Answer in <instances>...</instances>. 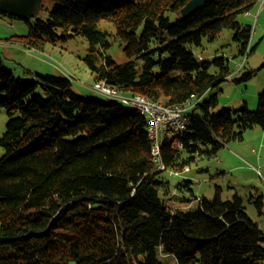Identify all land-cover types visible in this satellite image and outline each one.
Listing matches in <instances>:
<instances>
[{
  "label": "trees",
  "instance_id": "1",
  "mask_svg": "<svg viewBox=\"0 0 264 264\" xmlns=\"http://www.w3.org/2000/svg\"><path fill=\"white\" fill-rule=\"evenodd\" d=\"M188 1L51 0L47 18L37 15L16 38L41 49L82 36L94 83L164 106L198 101L185 132L161 138L159 169L136 110L81 97L63 74L15 77L0 61V112L8 118L0 134V264H162L159 253L176 264H264V230L238 195L222 200L216 187L191 211L166 204L164 172L189 171L246 130L264 128V90L254 111L215 112L216 95L199 101L232 73L226 58L206 55L205 42L231 31L243 56L251 27L238 18L258 0H208L182 18ZM114 43L122 45V63L107 54ZM190 184L174 190L193 196ZM249 198L264 215V196Z\"/></svg>",
  "mask_w": 264,
  "mask_h": 264
},
{
  "label": "rangeland",
  "instance_id": "2",
  "mask_svg": "<svg viewBox=\"0 0 264 264\" xmlns=\"http://www.w3.org/2000/svg\"><path fill=\"white\" fill-rule=\"evenodd\" d=\"M42 8L44 9L41 10ZM52 9L51 0H42L41 11L37 15L47 18L48 13ZM253 15L247 19L244 16L238 18L239 22L251 27V39L252 37L254 38L253 41H250V38L248 40L249 52L246 57L238 54L239 46L232 41L233 33L231 31L224 30L214 42H205L206 55L211 58L214 55L223 56L228 60V65L232 72L225 81H222L216 87L210 88L202 95L200 101L208 100L214 95L217 96L215 112L222 109L235 111L244 105L250 111L257 109V95L264 90V24L260 27L262 18L256 19V14ZM34 20L33 17L25 22L11 18L9 15H0V38H8L5 35L13 36V38L27 35L29 27L33 25ZM247 20L249 21L247 22ZM252 26L253 28L254 26L256 27V29L254 28V36ZM99 27L107 29L108 32L113 30L112 26L105 21L100 22ZM29 48L35 50L34 48ZM43 49L44 52L36 50L30 52L31 56L36 58L31 60L34 64L30 63L28 65L25 63L26 65L23 64L22 66L32 69L38 68L39 65L43 67L42 71H39L42 75L57 74V72L63 74L70 79L71 90L75 94L85 98L107 101L106 97L97 93L94 88L91 90L83 85L85 83L92 88L95 84L93 75L85 62V59L90 54L89 43L86 38L76 36L67 41H58L55 44L47 43ZM107 54L111 55L117 63H122L125 60L122 53V45L120 46L118 43H114L107 51ZM28 59L30 60L31 58L28 57ZM55 67L59 71H56ZM46 70H49L50 73ZM248 72L251 73V77L247 80H242V76ZM114 91L117 92L115 89ZM119 95L123 98L128 96ZM197 101L194 100L190 104H195ZM188 103L179 105L188 107L190 106ZM7 120L6 113L2 110L0 112V134L4 132ZM262 131L263 129L259 126L246 130L241 141H232L225 144L211 158H199L190 165L189 171H184V168L187 167L185 166L182 170L175 171L178 172L176 176L173 175V171H171V174L164 172L162 176L169 181V189L172 191L169 193L167 191L165 194L166 199H168L166 204L171 207H179L183 212H188L197 207L198 201L195 198L212 200L215 196V188L220 187L222 200H231L235 194L238 195L243 200L245 213L248 218L256 223L260 229L264 230V215H258L253 204L249 201L251 195L264 196V171L261 170L262 177L258 176L251 168L257 167L254 159L245 157L242 154L247 146L252 147V143L258 141ZM162 139H164V136H162ZM3 154L4 151L0 148V157ZM239 157L245 160L241 161ZM200 169L202 171H199ZM187 179L191 181L190 187L193 196L188 191L177 192L174 190V186L177 183ZM183 199H191V201L182 204L181 200ZM158 259L162 264H176L174 258L163 256L161 253L158 254Z\"/></svg>",
  "mask_w": 264,
  "mask_h": 264
},
{
  "label": "crops",
  "instance_id": "3",
  "mask_svg": "<svg viewBox=\"0 0 264 264\" xmlns=\"http://www.w3.org/2000/svg\"><path fill=\"white\" fill-rule=\"evenodd\" d=\"M253 14L254 15L256 14V19L262 18L261 24H260V27H261L262 24H264V9L263 8L259 9L258 4H257L253 10L245 13L243 16H244V18L247 19V18H250ZM248 21L249 20H247V22ZM254 28L256 29L255 26H254ZM254 28L252 26L253 36H254V30H255ZM11 35H12V32H11ZM5 36L8 38H0V61H1L2 66L5 67L10 72H12L13 75L15 74V77H18L21 79H26L28 72L32 73V74H40L39 71H42L43 67L38 65V68H32L31 69L30 67L24 68L22 65L25 63L28 65L30 63L34 64V62L31 60L36 59V58L31 56L30 52H33L35 50L39 51V52H44V49L43 48H41V49L34 48L35 50H32L29 47H27L25 44H22L21 41L17 40L16 38H13V36H8V35H5ZM253 39H254L253 37L251 39V34H250V41L251 40L253 41ZM28 57H30L31 59L29 60ZM25 60H28V61L25 62ZM8 65H10V66H8ZM55 70L59 71L57 67H55ZM46 71L49 72V70H46ZM57 74H59V73L57 72ZM40 75H42V74H40ZM83 85L87 86L88 89L92 90L90 85L85 84V83H83ZM121 94L122 95H129V94H123V93H121ZM201 98L199 99V101L201 100ZM190 103H188V104H190ZM192 105H194V104H190V106L187 107L188 112L191 111ZM262 129H263V131H262V133H260V135L258 137V141L253 142L252 147L247 146V148L244 149L243 153H242L245 157H248L250 159H254L257 167L256 168L251 167V168L260 177H262L261 170L264 171V128H262ZM239 159L241 161L245 160L242 157H239Z\"/></svg>",
  "mask_w": 264,
  "mask_h": 264
},
{
  "label": "built area",
  "instance_id": "4",
  "mask_svg": "<svg viewBox=\"0 0 264 264\" xmlns=\"http://www.w3.org/2000/svg\"><path fill=\"white\" fill-rule=\"evenodd\" d=\"M258 8H264V0H258ZM249 45L245 50L246 55L249 52ZM102 95H111L114 97L122 98L128 101V107H137L147 111L146 123L151 128V136L156 140V144L160 136L163 134L172 135V139L177 135L182 134L187 129L189 122H187L188 110L184 105L173 104L164 106L158 102L149 101L147 98H137L131 95L123 98L118 92L108 93V86L104 82H97L93 85L92 89ZM156 165L159 169H163V166L159 164V159L156 157ZM187 167L184 171H187ZM173 175H178V172H172Z\"/></svg>",
  "mask_w": 264,
  "mask_h": 264
},
{
  "label": "water",
  "instance_id": "5",
  "mask_svg": "<svg viewBox=\"0 0 264 264\" xmlns=\"http://www.w3.org/2000/svg\"><path fill=\"white\" fill-rule=\"evenodd\" d=\"M208 0H189L181 9L180 16L188 17L200 9ZM42 0H0V13L29 21L40 11Z\"/></svg>",
  "mask_w": 264,
  "mask_h": 264
},
{
  "label": "bare ground",
  "instance_id": "6",
  "mask_svg": "<svg viewBox=\"0 0 264 264\" xmlns=\"http://www.w3.org/2000/svg\"><path fill=\"white\" fill-rule=\"evenodd\" d=\"M108 93H115V91H114V89L108 87ZM104 96L107 99H113V100L119 101L121 104H123L125 106H128L127 100H124V99L118 98V97H114L111 95H104ZM131 96L137 97V98H145L142 95H131ZM130 108L136 110L139 114H141L143 116L144 119H147V111L146 110L139 109L137 107H130ZM189 121L190 120H189V117L187 115V122H189ZM163 136H166L167 138L172 139V135H170V134H163ZM147 137H148V140L150 142V152H151L152 157L154 158L153 161L155 162L156 157H158V159L160 158V141H161L162 136H160V138L158 139V142L156 144V140H154V138L151 136V128L149 127V125H147ZM159 164H161L160 160H159Z\"/></svg>",
  "mask_w": 264,
  "mask_h": 264
}]
</instances>
